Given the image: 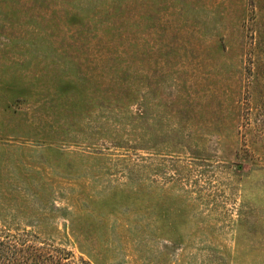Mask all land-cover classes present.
<instances>
[{"label":"rangeland","instance_id":"obj_1","mask_svg":"<svg viewBox=\"0 0 264 264\" xmlns=\"http://www.w3.org/2000/svg\"><path fill=\"white\" fill-rule=\"evenodd\" d=\"M0 228L264 264V0H0Z\"/></svg>","mask_w":264,"mask_h":264},{"label":"trees","instance_id":"obj_2","mask_svg":"<svg viewBox=\"0 0 264 264\" xmlns=\"http://www.w3.org/2000/svg\"><path fill=\"white\" fill-rule=\"evenodd\" d=\"M0 228V264H89L73 252Z\"/></svg>","mask_w":264,"mask_h":264}]
</instances>
